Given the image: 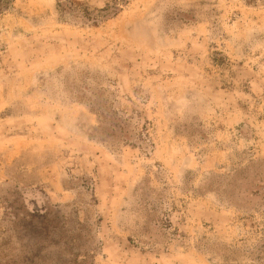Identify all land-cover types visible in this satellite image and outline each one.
Masks as SVG:
<instances>
[{
    "label": "rangeland",
    "instance_id": "374dc122",
    "mask_svg": "<svg viewBox=\"0 0 264 264\" xmlns=\"http://www.w3.org/2000/svg\"><path fill=\"white\" fill-rule=\"evenodd\" d=\"M0 264H264V0H15Z\"/></svg>",
    "mask_w": 264,
    "mask_h": 264
},
{
    "label": "trees",
    "instance_id": "16d2710c",
    "mask_svg": "<svg viewBox=\"0 0 264 264\" xmlns=\"http://www.w3.org/2000/svg\"><path fill=\"white\" fill-rule=\"evenodd\" d=\"M15 0H0V15L6 12ZM57 7L63 12L71 13L74 18L84 24L89 23L91 26H97L101 21L114 18L121 12V7L128 4L130 0H112L102 9L95 10V15L91 13L82 4H75L72 0H55ZM84 8V9H81Z\"/></svg>",
    "mask_w": 264,
    "mask_h": 264
}]
</instances>
